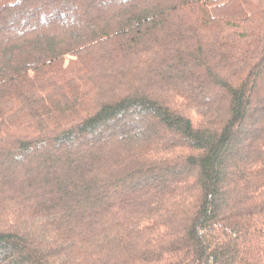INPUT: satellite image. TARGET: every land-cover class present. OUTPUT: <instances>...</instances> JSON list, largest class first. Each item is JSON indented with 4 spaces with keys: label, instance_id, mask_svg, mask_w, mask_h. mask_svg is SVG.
<instances>
[{
    "label": "trees",
    "instance_id": "16d2710c",
    "mask_svg": "<svg viewBox=\"0 0 264 264\" xmlns=\"http://www.w3.org/2000/svg\"><path fill=\"white\" fill-rule=\"evenodd\" d=\"M0 264H264V0H0Z\"/></svg>",
    "mask_w": 264,
    "mask_h": 264
}]
</instances>
